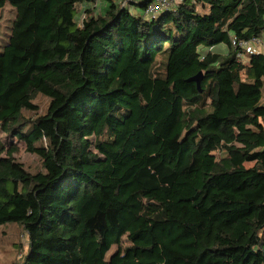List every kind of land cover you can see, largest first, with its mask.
Listing matches in <instances>:
<instances>
[{"label":"trees","instance_id":"obj_1","mask_svg":"<svg viewBox=\"0 0 264 264\" xmlns=\"http://www.w3.org/2000/svg\"><path fill=\"white\" fill-rule=\"evenodd\" d=\"M96 1L0 0V226L30 241L12 264H264V54L233 47L264 37V0Z\"/></svg>","mask_w":264,"mask_h":264},{"label":"rangeland","instance_id":"obj_2","mask_svg":"<svg viewBox=\"0 0 264 264\" xmlns=\"http://www.w3.org/2000/svg\"><path fill=\"white\" fill-rule=\"evenodd\" d=\"M98 1V0H97ZM96 1V2H97ZM92 4H95L92 3ZM85 5V4H84ZM84 5L81 7L82 11L78 16V19L84 18L86 13L83 12ZM96 6L98 11H103L104 4L98 1ZM16 18V9L10 4L6 3L0 10V52L3 51L5 45L8 43L10 35L12 33V27ZM226 47V48H225ZM225 52L228 51L227 46H224ZM35 104L38 106V110L35 113L26 112L29 117H38L45 114L48 110L50 98L45 94L39 93L36 95ZM9 136L0 131V139H3L8 143ZM16 141V139H15ZM20 149L16 153V158L22 162L25 168L31 172H36L43 169L42 159L36 153L30 152L26 149L21 142ZM117 206H124L126 204L114 203ZM29 234L25 230L24 226L17 222H8L0 226V264H12L15 262H21L29 249ZM118 250V246H113L108 253V257Z\"/></svg>","mask_w":264,"mask_h":264},{"label":"built area","instance_id":"obj_3","mask_svg":"<svg viewBox=\"0 0 264 264\" xmlns=\"http://www.w3.org/2000/svg\"><path fill=\"white\" fill-rule=\"evenodd\" d=\"M182 1L183 0H155L154 3L149 4L146 12L151 15H155L158 12L168 9ZM84 18H81V20L78 19L79 22H82ZM233 47L238 50V56L240 58L244 57L245 52L264 54V37H253L250 40L234 39Z\"/></svg>","mask_w":264,"mask_h":264},{"label":"water","instance_id":"obj_4","mask_svg":"<svg viewBox=\"0 0 264 264\" xmlns=\"http://www.w3.org/2000/svg\"><path fill=\"white\" fill-rule=\"evenodd\" d=\"M190 80L195 81L200 91H202L201 89L202 72H199V74L193 76L192 78H190Z\"/></svg>","mask_w":264,"mask_h":264}]
</instances>
